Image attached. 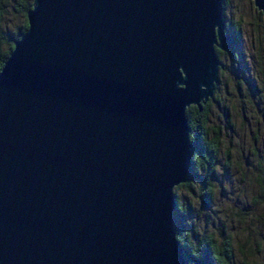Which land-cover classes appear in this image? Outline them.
<instances>
[{"label": "water", "instance_id": "95a60500", "mask_svg": "<svg viewBox=\"0 0 264 264\" xmlns=\"http://www.w3.org/2000/svg\"><path fill=\"white\" fill-rule=\"evenodd\" d=\"M223 4L31 0L0 68V264H184V114L222 69Z\"/></svg>", "mask_w": 264, "mask_h": 264}, {"label": "rangeland", "instance_id": "374dc122", "mask_svg": "<svg viewBox=\"0 0 264 264\" xmlns=\"http://www.w3.org/2000/svg\"><path fill=\"white\" fill-rule=\"evenodd\" d=\"M19 1L1 0L8 39L20 31ZM222 14L224 23L239 24V37L228 54L219 52L223 68L206 102L207 141L218 144L209 206L199 201V173L192 192L175 191L182 216L173 221L188 237L217 246L227 238L233 264H264V29L251 0H225Z\"/></svg>", "mask_w": 264, "mask_h": 264}, {"label": "trees", "instance_id": "16d2710c", "mask_svg": "<svg viewBox=\"0 0 264 264\" xmlns=\"http://www.w3.org/2000/svg\"><path fill=\"white\" fill-rule=\"evenodd\" d=\"M31 0L19 1V12L22 18L20 31L17 36L6 35L2 28L3 10L0 0V68L3 62L8 57L12 42L16 40L26 29L25 12L30 9ZM225 9V0L222 6V11ZM260 17V14L258 13ZM225 33L231 39V42H236L239 37V24L232 25L228 22L225 24ZM218 57L219 53L215 51ZM185 119L189 129V143L191 145V164L190 174L186 181L173 189V196L175 198V211L173 218H180L182 210L179 209V203L175 197V191L184 189L187 193L192 192L190 180L197 177L198 174H203V179L200 180L197 186L199 201L206 207L209 206L211 195L210 179L214 176V163L218 150L216 141H207L206 124L208 120V107L207 104L201 107L200 113L194 107H188L185 110ZM174 226L177 228V223L174 221ZM194 234L188 237L182 232H175V238L178 241L184 258V264H233V255L230 242L227 238H223L219 245L207 236H202L199 239L193 238Z\"/></svg>", "mask_w": 264, "mask_h": 264}, {"label": "flooded vegetation", "instance_id": "af4514ba", "mask_svg": "<svg viewBox=\"0 0 264 264\" xmlns=\"http://www.w3.org/2000/svg\"><path fill=\"white\" fill-rule=\"evenodd\" d=\"M256 12H257V11H256ZM257 13H258V12H257ZM259 14H260V13H259ZM260 17H261V15H260ZM261 20H262V18H261ZM225 24H226V23H224V25H225ZM262 24H263V23H262ZM263 29H264V28H263ZM263 42H264V37H263ZM230 44H231V43H230ZM229 46H230V45H229ZM228 49H229V47H228ZM228 49H227V50H228ZM227 50L225 51V54H228V51H227ZM215 51H217L218 53L220 52V51H218V50H215ZM222 53H224V52H222ZM219 54H220V53H219ZM218 56H219V55H218ZM216 57H217V56H216ZM220 64H221V63H220ZM221 65H222V64H221ZM222 68H223V67H222ZM205 104H206V103H205ZM205 104H204V105H205ZM204 105H203V106H204ZM194 108H195V107H194ZM197 111H198V110H197ZM198 112H199V111H198ZM199 113H200V112H199Z\"/></svg>", "mask_w": 264, "mask_h": 264}]
</instances>
